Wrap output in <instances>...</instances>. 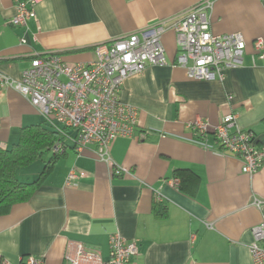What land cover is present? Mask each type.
I'll list each match as a JSON object with an SVG mask.
<instances>
[{
  "label": "crops",
  "instance_id": "1",
  "mask_svg": "<svg viewBox=\"0 0 264 264\" xmlns=\"http://www.w3.org/2000/svg\"><path fill=\"white\" fill-rule=\"evenodd\" d=\"M16 1L0 0V73L18 80L36 56L88 63L96 45L169 26L199 0H39L25 29L9 22ZM210 24L214 34L242 35V65L226 70L223 80L190 79L176 63V34L168 28L161 37L166 63L127 77L119 93L138 110L132 137L111 142L109 162L94 145L76 151L69 143L44 183L0 215V264H22L30 255L67 264L77 244L106 262L114 235L137 244L127 264H253L252 228L264 220V164L243 173L212 129L234 115L236 127L251 130L264 146V57L253 45L264 38V0H213ZM195 120L209 125L202 137L189 126ZM42 122L17 91L0 89V146ZM42 159L23 167L35 168L26 180L37 178ZM71 170L76 178L68 181ZM155 202L164 215L154 211Z\"/></svg>",
  "mask_w": 264,
  "mask_h": 264
},
{
  "label": "built area",
  "instance_id": "2",
  "mask_svg": "<svg viewBox=\"0 0 264 264\" xmlns=\"http://www.w3.org/2000/svg\"><path fill=\"white\" fill-rule=\"evenodd\" d=\"M38 1L17 0L10 24L25 29L28 20L35 18ZM212 5L213 0H199L169 26L161 22L99 44L89 63L69 64L57 53L36 56L18 80L0 73V89L12 88L20 93L59 134L60 139L52 148L55 153L63 154L69 143L76 151L94 145L96 155L109 162L111 142L117 137H132L137 125V108L120 100L123 83L149 66L166 63L161 37L168 28L176 34V63L186 69L190 79L223 80L226 70L242 65L245 41L236 32L212 33ZM20 42L25 43V38ZM253 45L255 53L264 57V38L256 39ZM189 126L200 137L210 130L201 120ZM212 133L221 149L241 160L243 173L254 174L264 164V146L256 143L251 130L236 127L234 115L223 117ZM75 178V170H71L67 180ZM171 183L177 185L178 179L173 178ZM252 234L249 251L253 264H264V220L252 228ZM137 254L135 241L114 235L110 238L108 261L103 262L97 251L81 244L66 254V260L67 264H127ZM22 264H43V259L30 255Z\"/></svg>",
  "mask_w": 264,
  "mask_h": 264
},
{
  "label": "trees",
  "instance_id": "3",
  "mask_svg": "<svg viewBox=\"0 0 264 264\" xmlns=\"http://www.w3.org/2000/svg\"><path fill=\"white\" fill-rule=\"evenodd\" d=\"M59 139V134L43 121L41 124L22 128L18 141L10 147L0 146V215L7 213L13 204L26 201L44 183L63 156L52 151ZM46 152H50L51 157L44 160L37 178L32 181H20L16 176L17 170L43 160ZM181 172H177L176 176H180L184 181ZM181 183L179 188L183 190ZM162 205L160 202L154 203L153 209L159 215H164Z\"/></svg>",
  "mask_w": 264,
  "mask_h": 264
},
{
  "label": "rangeland",
  "instance_id": "4",
  "mask_svg": "<svg viewBox=\"0 0 264 264\" xmlns=\"http://www.w3.org/2000/svg\"><path fill=\"white\" fill-rule=\"evenodd\" d=\"M50 156H51V153L50 152L44 153V159L45 160L46 159H49ZM38 161H37V163H39ZM36 165H39V164H36ZM32 167H34V166H32ZM34 171H35V168H29L27 170H23V168H19L18 171H17V173H16V176H17V178L20 181H29L30 179H27L26 180V178H27V176H30V173H33ZM23 173H26V175H24ZM28 178H30V177H28Z\"/></svg>",
  "mask_w": 264,
  "mask_h": 264
},
{
  "label": "bare ground",
  "instance_id": "5",
  "mask_svg": "<svg viewBox=\"0 0 264 264\" xmlns=\"http://www.w3.org/2000/svg\"><path fill=\"white\" fill-rule=\"evenodd\" d=\"M114 40V39H113ZM112 41V40H111ZM110 42V41H109ZM101 44H104V43H101ZM99 45V44H98ZM97 46V45H96ZM95 49V48H94ZM94 59V58H93ZM91 62V61H90ZM89 63V62H88ZM20 94V93H19ZM21 95V94H20ZM22 96V95H21ZM23 97V96H22ZM26 99V98H25Z\"/></svg>",
  "mask_w": 264,
  "mask_h": 264
}]
</instances>
